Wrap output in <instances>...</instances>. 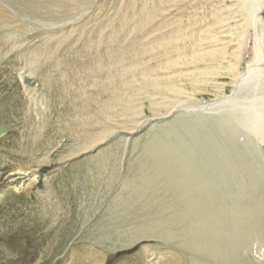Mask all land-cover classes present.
<instances>
[{
    "label": "rangeland",
    "instance_id": "374dc122",
    "mask_svg": "<svg viewBox=\"0 0 264 264\" xmlns=\"http://www.w3.org/2000/svg\"><path fill=\"white\" fill-rule=\"evenodd\" d=\"M238 4L0 0V264H173L182 256L171 240L146 235L157 206L130 191L150 136L172 143L169 122L186 133L178 122L217 99L200 83L190 92L198 68L216 66L224 50L230 62L241 54L247 69L254 23ZM230 74L212 83L227 85ZM240 127L237 144L222 143L264 172V148ZM263 249L264 238L241 260L264 264Z\"/></svg>",
    "mask_w": 264,
    "mask_h": 264
},
{
    "label": "bare ground",
    "instance_id": "6f19581e",
    "mask_svg": "<svg viewBox=\"0 0 264 264\" xmlns=\"http://www.w3.org/2000/svg\"><path fill=\"white\" fill-rule=\"evenodd\" d=\"M260 1L239 0L238 4L245 10L247 23H254L253 54L247 69L240 70L241 54H237L238 62H230L232 55H226L224 50L223 59L216 66L198 68L202 73L198 76L202 78L193 79L190 92L197 91L200 83L205 88L214 87L217 99L194 109L190 121L178 122V128L186 133L179 134L174 127L176 121L169 122L164 133L175 134L172 143L150 136L146 144L149 150L144 148L147 155L142 153L147 160H141L136 168L137 181L130 192L145 204L157 206V211L150 213L154 215L152 222H144L146 235L157 234L177 246L182 256L173 264H244L242 251L264 238V172L253 159L242 157L236 150L232 153L229 148L232 144L225 148L222 143L225 137L237 144L236 130L241 126L239 129L248 133L250 141L253 136L257 138V148H264V23L257 13ZM226 19L218 17L215 22ZM244 30L239 34V44L245 38ZM224 73L226 76L231 73L227 85L232 90L227 94L223 89L227 85L212 83L214 76L219 77L217 83L224 80ZM181 90L176 87L173 91L182 93ZM220 108L224 111H218ZM132 181L133 178L124 184ZM166 192L173 198L169 205L166 196L162 197Z\"/></svg>",
    "mask_w": 264,
    "mask_h": 264
}]
</instances>
